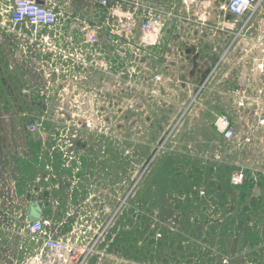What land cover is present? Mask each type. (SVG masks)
Here are the masks:
<instances>
[{"label": "rangeland", "instance_id": "obj_1", "mask_svg": "<svg viewBox=\"0 0 264 264\" xmlns=\"http://www.w3.org/2000/svg\"><path fill=\"white\" fill-rule=\"evenodd\" d=\"M143 3L173 13L171 1ZM203 3L191 21L167 27L171 34L179 26L174 69L151 66L144 84L127 85L121 55L111 50L102 68L85 70L89 83L70 86L49 84L45 54L13 40L9 6L0 5V124L17 128L19 144L15 191L1 215L3 259L24 257L15 214L38 187L53 196L46 213L53 231L79 235L87 248L76 264H264V128L252 113L235 112L228 77L199 92L220 32L205 21L213 13ZM175 4L190 13L182 0ZM64 20L65 28L73 22ZM100 44L108 51L110 43ZM220 114L235 125L231 143L215 129ZM237 170L247 176L240 187L230 184Z\"/></svg>", "mask_w": 264, "mask_h": 264}, {"label": "built area", "instance_id": "obj_2", "mask_svg": "<svg viewBox=\"0 0 264 264\" xmlns=\"http://www.w3.org/2000/svg\"><path fill=\"white\" fill-rule=\"evenodd\" d=\"M38 1H43L44 4ZM182 1L187 9H191L186 16L174 2L173 13L166 15L160 9L152 8L154 6L151 3L144 9L143 0H102L109 11L103 25L84 23L77 18L72 19L73 22L65 28V13L55 5L47 4L46 0H14L7 5L9 8L6 13L11 27L8 32L13 40L30 45V48L45 54L44 64L47 67L42 73L47 80H53L49 84L86 85L89 81L85 70L92 72L102 68L99 63L107 60L106 53L111 50L121 55L127 85L131 82L144 84L146 78L143 74L146 69L154 65L157 69L166 67L168 52L173 50L172 44L178 41L176 36L179 37V26L176 27L177 31L170 30L169 34V30L166 31L171 26L169 23L191 21L194 9L200 8L201 0ZM205 1L201 8L204 6L212 9L214 13L204 15L205 21H216L220 32L213 48L217 58L201 82L199 92L202 93L215 82L225 84L223 78L228 77V82L233 81L235 86L229 85L225 94L232 102L235 112L241 115L252 113L257 126L264 128V0H224L216 6ZM136 15L143 21L138 32L139 19H135ZM165 36L168 37L167 44ZM100 40L110 43L107 45L108 51L101 48ZM149 49L157 50V53H152ZM102 53L105 54L104 57ZM101 70L103 69L99 71ZM232 72L234 76L231 79L229 75ZM162 80L160 74L154 79L156 83H161ZM187 83L192 84L189 81ZM214 126L225 143L235 141L237 131L227 114L217 115ZM246 179V172L237 170L231 175L230 184L240 187ZM17 213L15 216L20 222L13 225V231L25 238L17 240L16 250L24 257L21 260L15 256L3 259L2 255H7L9 250L0 243V264H76L77 256H83L86 252L87 248L79 235L64 236L53 231L51 222L46 217L28 222L27 219H19ZM23 250L27 252L26 257Z\"/></svg>", "mask_w": 264, "mask_h": 264}, {"label": "crops", "instance_id": "obj_3", "mask_svg": "<svg viewBox=\"0 0 264 264\" xmlns=\"http://www.w3.org/2000/svg\"><path fill=\"white\" fill-rule=\"evenodd\" d=\"M14 0H0V5H9ZM47 4L55 5L62 13L70 19L79 18L80 21L84 23H90L94 25H103L106 18V11L103 10L100 6L101 0H46ZM126 2L127 0H123ZM159 2H163V0H157ZM171 2H177L178 0H165ZM213 3V0H208ZM159 4V3H157ZM214 4V3H213ZM64 9V10H63ZM214 14V13H213ZM214 17V15H213ZM135 19L141 20L139 15L135 16ZM73 21V20H72ZM71 30L73 31V27L71 26ZM175 48L173 50H169V57L165 59V61L169 64L171 69H174L176 65L174 58L171 57V53H175ZM189 80V79H188ZM247 126H249L247 124ZM17 128H13L12 126L8 127L6 125L0 124V230L5 229L6 224L2 221L1 215L4 212H8L9 203L6 200L9 197V193L15 191V187H11L10 183H12V177L15 178V174H13V170L15 168V164L13 161L17 163ZM23 146V143H21ZM26 200V197H25ZM28 202V199L27 201ZM28 210V207H23L21 210ZM44 217L47 214L43 215ZM16 221V220H15ZM17 222V221H16ZM5 224V225H2ZM1 238V237H0ZM1 242V241H0ZM6 247V246H5ZM8 250V248L6 249Z\"/></svg>", "mask_w": 264, "mask_h": 264}, {"label": "flooded vegetation", "instance_id": "obj_4", "mask_svg": "<svg viewBox=\"0 0 264 264\" xmlns=\"http://www.w3.org/2000/svg\"><path fill=\"white\" fill-rule=\"evenodd\" d=\"M220 2H222V0H213L214 6L218 5ZM10 49H11V47H10ZM220 139L222 140V137H220ZM43 179H45V178H43ZM36 191H37L36 193H38V194H37L35 199L32 198L31 194L26 195V201L28 199V203H27L26 207H28L29 209L28 210L24 209V211L22 210L18 215L19 219L24 220L28 217L30 208L32 207L31 204L33 202H37L41 205L42 217H44L43 215H45L48 211L51 210L50 204H51V200H52L53 196L51 195L50 190H45L42 192V190H38V187H37Z\"/></svg>", "mask_w": 264, "mask_h": 264}, {"label": "water", "instance_id": "obj_5", "mask_svg": "<svg viewBox=\"0 0 264 264\" xmlns=\"http://www.w3.org/2000/svg\"><path fill=\"white\" fill-rule=\"evenodd\" d=\"M224 1V0H222ZM40 4H44L43 1H38ZM155 39V38H153ZM32 207L30 208L28 217L26 218L28 222H36L42 218V207L39 203L33 202Z\"/></svg>", "mask_w": 264, "mask_h": 264}]
</instances>
